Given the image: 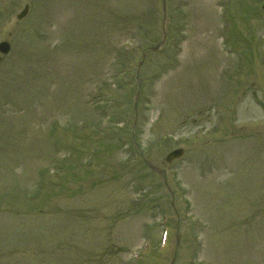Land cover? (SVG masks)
<instances>
[{
    "label": "rangeland",
    "instance_id": "1",
    "mask_svg": "<svg viewBox=\"0 0 264 264\" xmlns=\"http://www.w3.org/2000/svg\"><path fill=\"white\" fill-rule=\"evenodd\" d=\"M263 3L0 0V264H264Z\"/></svg>",
    "mask_w": 264,
    "mask_h": 264
},
{
    "label": "bare ground",
    "instance_id": "2",
    "mask_svg": "<svg viewBox=\"0 0 264 264\" xmlns=\"http://www.w3.org/2000/svg\"><path fill=\"white\" fill-rule=\"evenodd\" d=\"M212 44H214L213 42H211ZM158 50V49H157ZM189 61H192V60H189ZM200 61H202V60H200ZM200 61H196V63L197 62H200ZM195 63V64H196ZM218 63H220V65H227L228 63H229V59L228 58H226L225 57V59H223L222 57H221V60H218ZM219 65V66H220ZM190 67H194V66H192V65H186L185 66V68L187 69V68H190ZM215 67H217L216 65H215ZM212 69V75H214L215 74V72H216V69H214L213 70V67H211ZM220 71V70H219ZM218 71V72H219ZM217 79V78H216ZM192 82H193V85H195L196 87H199L200 85H201V83H200V81H199V79H197L196 77H193V79H192ZM217 82L219 83V85L218 84H216L215 82H213L212 84H211V86L213 87H217L216 89H219L220 87L221 88H223V87H225L227 90H228V87H229V84H227V83H222V81H221V79L220 80H218L217 79ZM222 90V89H221Z\"/></svg>",
    "mask_w": 264,
    "mask_h": 264
},
{
    "label": "water",
    "instance_id": "3",
    "mask_svg": "<svg viewBox=\"0 0 264 264\" xmlns=\"http://www.w3.org/2000/svg\"><path fill=\"white\" fill-rule=\"evenodd\" d=\"M26 13H27V9L22 13V15L20 16L21 18L22 17H24L25 15H26ZM0 51L1 52H3V53H8V51H9V46L7 45V44H1L0 45ZM183 155V151L182 150H177V151H174V152H172L171 154H169L168 156H167V158H166V161L168 162V163H171V162H173L175 159H178V158H180L181 156ZM150 166V168L151 169H153L154 171H157L158 169H156L155 167H153V166H151V165H149ZM160 174H164L162 171H158Z\"/></svg>",
    "mask_w": 264,
    "mask_h": 264
}]
</instances>
